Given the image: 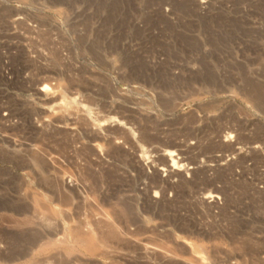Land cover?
<instances>
[{
    "label": "rangeland",
    "instance_id": "374dc122",
    "mask_svg": "<svg viewBox=\"0 0 264 264\" xmlns=\"http://www.w3.org/2000/svg\"><path fill=\"white\" fill-rule=\"evenodd\" d=\"M40 263L264 264V0H0V264Z\"/></svg>",
    "mask_w": 264,
    "mask_h": 264
},
{
    "label": "bare ground",
    "instance_id": "6f19581e",
    "mask_svg": "<svg viewBox=\"0 0 264 264\" xmlns=\"http://www.w3.org/2000/svg\"><path fill=\"white\" fill-rule=\"evenodd\" d=\"M22 16H23V15H22ZM15 20H16V19H15ZM30 20H31V19H30ZM20 22H21V21H20ZM18 23H19V22H18ZM8 24H9V23H8ZM40 24H41V23H40ZM19 25H20V24H19ZM43 25H44V24H43ZM21 26H22V25H21ZM33 29H34V28H33ZM46 31H47V30H46ZM34 32H35V31H34ZM36 32H38V31L36 30ZM33 35L35 36V33H34ZM37 40H38V39H37ZM35 48H36V47H35ZM39 48H40V47H39ZM32 49H33V48H32ZM30 50H31V49H30ZM35 50H36V49H35ZM37 50H38V49H37ZM40 50H41V49H40ZM40 50H39V51H40ZM40 54H41V53H40ZM43 54H44V53H43ZM43 54H42V55H43ZM37 55H39V53H38ZM42 55H41V57H42ZM27 56H28V55H27ZM27 56H26V57H27ZM35 56H36V55H35ZM44 56H45V55H44ZM41 57H39V58H41ZM28 58H29V57H28ZM42 58H44V57H42ZM42 58H41V59H42ZM30 62H31V61H30ZM48 63H49V62H48ZM44 69H45V68H44ZM45 87H47V86H45ZM52 88H53V87H52ZM71 93H72V92H71ZM55 96H56V95H55ZM120 96H121V95H120ZM49 99H50V98H49ZM46 101H47V100H46ZM77 111H78V110H77ZM69 113H70V112H69ZM61 114H62V113H61ZM61 114H60V115H61ZM70 114H72V113H70ZM77 114H79V113H77ZM56 115H57V114H56ZM63 115H64V114H63ZM74 115H75V114H74ZM83 115H84V113H83ZM69 116H70V115H69ZM78 116L80 117L81 115H78ZM58 117H59V118H60V117L62 118V115H61V116H58ZM58 117H57V118H58ZM72 117H73V116H72ZM72 117H71V118H72ZM81 117H82V116H81ZM83 117H85V116H83ZM71 118H69V119H71ZM85 118H86V117H85ZM1 119H2V118H1ZM52 119H53V118H52ZM54 119H55V118H54ZM72 119H73V118H72ZM72 119H71V120H72ZM78 119H79V118H78ZM63 120H64V119H63ZM63 120H61V121H63ZM81 120H82V119H81ZM86 120H88V119H86ZM121 120H122V119H121ZM113 121H114V120H113ZM113 121H112V122H113ZM70 122H71V121H70ZM110 122H111V121H110ZM112 122H111V123H112ZM123 122H124V121H123ZM40 123H41V121H40ZM40 123H38V124H40ZM60 123H61V122H60ZM76 123H77V122H76ZM90 123H91V122H90ZM114 123H115V124H118V122H116V121H114ZM34 124H35V123H34ZM34 124H33V125H34ZM43 124H44V123H43ZM31 125H32V124H31ZM45 125H46V124H45ZM73 125H74V124H73ZM77 125H78V124H77ZM82 125H83V123H82ZM112 125H113V124H112ZM126 125H127V124H126ZM38 126H39V125H38ZM40 126H41V124H40ZM52 126H53V125H52ZM75 126H76V125H75ZM101 126H102V125H101ZM34 127H35V125H34ZM36 127H37V126H36ZM41 127H42V126H41ZM77 127H78V126H77ZM77 127H76V128H77ZM80 127H81V126H80ZM85 127H86V126H85ZM119 127L122 128L120 125H119ZM43 128H45V127L43 126ZM43 128H42V129H43ZM94 128H95V127H94ZM104 128H105V127H104ZM104 128H103V129H104ZM120 128H119V130H120ZM134 128H135V127H134ZM39 129H41V128H39ZM42 129H41V130H42ZM46 129H47V128H45V130H46ZM62 129H63V128H62ZM78 129H79V127H78ZM85 129H86V130H85ZM85 129L83 130L84 132H83L82 130H79V131H80V132L82 131L83 133H85V131H87V128H85ZM110 129H111V128H110ZM113 129H114V128H113ZM115 129H116V128H115ZM92 130H93V129H91L90 132H93ZM121 130H122V129H121ZM229 130H231V129L229 128ZM94 131H95V130H94ZM107 131H109V130H108V127H107ZM110 131H111V130H110ZM95 132H96V131H95ZM97 132H98V131H97ZM99 132H100V131H99ZM123 132H126V131H123ZM231 132L234 133V130L231 131ZM71 133H72V132H71ZM85 134L87 135V133H85ZM85 134H84V135H85ZM230 134H231V133H230ZM82 135H83V134H82ZM86 135H85V136H86ZM76 136L78 137V134H77ZM73 137L75 138V136H73ZM97 137H98V135H97ZM97 137H96V138H97ZM71 138H72V137H71ZM84 138H85V137H84ZM87 138H88V137H87ZM106 138H107V137H106ZM118 138H119V137H118ZM224 138H225V137H224ZM72 139H73V138H72ZM75 139H76V138H75ZM99 139H100V137H99ZM99 139H98V140H99ZM107 139H108V138H107ZM107 139H106V140H107ZM112 139H113V138H112ZM112 139H111V140H112ZM114 139H115V138H114ZM225 139H226V138H225ZM225 139H224V140H225ZM88 140H89V138H88ZM125 140H126V139H125ZM131 140H132V139H131ZM73 141H74V143L77 142V141L75 142V140H73ZM90 141H91V140H90ZM103 141H104V140H103ZM107 142H108V141H107ZM113 142H114V141H113ZM90 143H91V142H90ZM90 143H89V145H90ZM105 143H106V142H105ZM105 143H104V144H105ZM109 143H110V141H109ZM128 143H129V142H128ZM76 144H78V143H76ZM79 144H81V143H79ZM87 144H88V143H87ZM129 144L132 145V143H129ZM112 145H113V144H112ZM131 145H130V146H131ZM91 146H92V145H91ZM106 146H107V145H106ZM115 146H116V145H115ZM119 146H120V145H119ZM132 146H133V145H132ZM132 146H131V147H132ZM92 147H93V146H92ZM109 147H111V145H109L108 148H109ZM116 147H117V146H116ZM121 147H122V146H121ZM84 148H85V147H84ZM117 148H119V147H117ZM253 148H254V150H257V149H255L256 146H253L252 149H253ZM81 149H82V148H81ZM87 149H88V148H87ZM110 149H111V148H110ZM110 149H109V150H110ZM89 150H90V148H89ZM121 150H122V148H121ZM125 150H126V148H125ZM248 150H249V149H248ZM104 151H106V150H104ZM104 151H103V152H104ZM71 152H72V151H71ZM82 152H84V151H82ZM89 152L91 153V150H90ZM92 152H94V150H93ZM112 152H113V151H112ZM114 152H116V151H114ZM114 152H113L112 154H114ZM119 152H120V151H119ZM125 152H126V151H125ZM127 153L129 154L128 151H127ZM132 153H133V152H132ZM168 153H169V152H168ZM168 153L165 154V155H166V160H168V161L170 162V164H168V166H167V169H165V168H164V169H161V168H157V167L151 165V166H152V170H151V171H152V172H155V173L158 174V175H160L162 181H164L167 185H169V180L171 179V177H172L173 175H176V174L180 173V172L183 170V167H185V166H183V165L185 164V163H184L185 160L183 161V163H184V164H183V163H181V162H182L181 158L176 157V158H178V159H176V160H175V159H172L171 154H168ZM245 153H246V152H245ZM77 154H78V153H77ZM77 154H76V155H77ZM87 154H88V152H87ZM87 154H86V155H87ZM130 154H131V153H130ZM130 154H129V155H130ZM42 155H43V154H42ZM79 155H81V154H79ZM79 155H78V156H79ZM91 155H92V153H91ZM110 155H111V154H110ZM110 155H108V156H110ZM116 155H117V154H116ZM126 155H127V154H126ZM165 155H164V157H165ZM172 155H173V154H172ZM175 155H176V154H175ZM73 156H74V154H73ZM73 156H72V157H73ZM94 156H95V152H94ZM94 156H93V157H94ZM97 156H98V155H97ZM131 156H132V155H131ZM135 156H136V155H135ZM162 156H163V155H162ZM180 156H181V155H180ZM41 157H42V156H41ZM88 157H91V156H88ZM155 157H156V156H155ZM214 157H215V156H214ZM44 158H45V157H44ZM79 158H82V157H79ZM84 158H85V157H84ZM95 158H96V157H95ZM97 158L99 159V158H101V157H97ZM97 158H96V159H97ZM109 158H110V157H109ZM131 158H132V157H131ZM136 158H137V157H136ZM73 159H74V158H73ZM86 159H87V158H86ZM86 159H85V160H86ZM89 159H90V158H89ZM96 159H94V160H96ZM98 159H97V161L100 160V159H99V160H98ZM153 159H157V157H156V158H153ZM212 159H213V158H212ZM82 160H83V159H82ZM82 160H81V161H82ZM131 160H132V159H131ZM166 160H165V161H166ZM213 160H214L215 162H218V161H221L222 158L219 156V157H217L216 159H213ZM39 161H40V160H39ZM44 161H45V160H44ZM73 161H75V160H73ZM88 161H89V160H88ZM104 161H105V160H104ZM152 161H155V160H152ZM46 162H48V161H46ZM75 162H76V161H75ZM130 162H131V161H130ZM40 163H41V162H40ZM81 163H82V162H81ZM90 163L92 164V162H90ZM148 163H149V162H148ZM155 163H156V162H155ZM163 163H164V162H163ZM226 163H227V162H226ZM46 164H47V163H46ZM52 164H53V163H52ZM52 164H51V165H52ZM75 164H76V163H75ZM87 164H88V163H86V165H87ZM101 164H102V163H101ZM104 164H105V163H104ZM159 164H160V163H159ZM165 164H166V163H164V165H165ZM189 164H190V163H189ZM48 165H49V164H48ZM78 165H79V163H78ZM84 165H85V164H84ZM92 165H93V164H92ZM136 165L140 168V170L144 171V162H143V159H142V158H139V159L136 160ZM185 165H186V164H185ZM93 166H94V165H93ZM93 166H90V165H89V167H93ZM132 166H133V165H132ZM132 166H131V167H132ZM148 166H150V164H149ZM165 166H166V165H165ZM165 166L162 165V167H165ZM46 167H47V165H46ZM85 167H86V166H85ZM131 167H130V168H131ZM188 167H189V166H188ZM188 167H186V168H188ZM200 167H201V166H200ZM80 168H82V167H80ZM94 168H95V167H94ZM133 168H134V167H133ZM197 168H198V167H197ZM211 168H212V165H207V169H211ZM218 168H219V167H218ZM88 169H89V168H88ZM120 169H121V168H120ZM120 169H119V170H120ZM150 169H151V167H150ZM189 169H190V170H193V167H190ZM212 169H213V168H212ZM79 170H81V169H79ZM89 170H91V169H89ZM99 170H100V169H99ZM115 170H116V169H115ZM115 170H114V171H115ZM132 170H133V169H132ZM134 170H135V169H134ZM195 170H196V169H195ZM201 170H202V169H201ZM102 171H103V170H102ZM142 171H140V172H142ZM161 171L166 172V173H165V174H162L163 172L161 173ZM217 171H218V170H217ZM91 172H92V170L89 171V173H91ZM89 173H88V174H89ZM101 173H102V172H101ZM202 173H203V172H202ZM204 173H205V172H204ZM216 173H217V172H216ZM82 174H83V172H82ZM139 174H141V173H139ZM161 174H162V175H161ZM183 174L185 175V173H183ZM194 174L196 175L197 173H194ZM92 175H93V174H92ZM92 175H91V176H92ZM98 175H99V174H98ZM152 175H153V174H152ZM154 175H155V174H154ZM180 175H182V174H180ZM180 175H178V176H180ZM55 176H56V175H55ZM57 176H58V175H57ZM57 176H56V177H57ZM94 176H95V172H94ZM118 176H119V175H118ZM138 176H139V175H138ZM156 176H157V175H156ZM156 176H155V177H156ZM176 176H177V175H176ZM190 176H191V174H190ZM204 176H205V175H204ZM183 177H185V176H183ZM193 177H194V176H193ZM24 178H25V177H24ZM115 178H116V177H115ZM139 178H140V176H139ZM169 178H170V179H169ZM181 178H182V177H181ZM185 178H186V177H185ZM59 179H60L59 182L61 183L62 186H65V189H66V187H67L68 190H70V189L73 187V182H72L71 178H69L68 176H67V177L64 176V177H61V178H59ZM83 179H84V178H83ZM85 179H87V177H86ZM151 179H152V178H151ZM159 179H160V178H159ZM187 179H188V177H187ZM189 179H191V177H189ZM52 180H53V179H52ZM80 180H81V179H80ZM104 180H105V179H104ZM111 180H112V179H111ZM146 180H147V179H146ZM86 181H87V180H86ZM105 181H106V180H105ZM157 181H158V180H157ZM178 181H179V180H178ZM87 182H88V181H87ZM112 182H113V181H112ZM153 182H154V181H153ZM171 182H172V181H170V183H171ZM144 183H145V182H144ZM160 183H161V182H160ZM173 183H174V182H173ZM24 184H25V183H24ZM54 184H55V183H54ZM82 184H83V183H82ZM87 184H88V183H87ZM89 184H90V183H89ZM148 184H149V183H148ZM100 185H101V183H100ZM144 185L146 186L147 184H144ZM56 186H58V184H57ZM78 186H80V185H78ZM104 186H105V185H104ZM145 186H144V187H145ZM151 186H152V185H151ZM50 187H51V186H50ZM89 187H90V186H89ZM91 187H93V186H91ZM100 187H103V186L101 185ZM106 187H107V186H106ZM109 187H110V186H109ZM146 187H147V186H146ZM148 187H149V186H148ZM165 187H167V186H165ZM165 187H164V188H165ZM80 188H82V187H80ZM132 188H133V187H132ZM169 188H170V187H169ZM171 188H173V187H171ZM174 188H175V186H174ZM82 189H83V188H82ZM87 189H88V188H87ZM96 189H97V188H96ZM127 189H128V188H127ZM143 189H146V188H143ZM160 189H161V188H160ZM162 189H163V188H162ZM217 189H218V188H217ZM217 189H216V190H217ZM71 190H72V189H71ZM125 190H126V189H125ZM140 190H141V189H140ZM170 190H171V189H170ZM76 191H77V190H76ZM58 192H59V191H58ZM58 192H57V193H58ZM88 192H89V190H88ZM88 192H87V193H88ZM93 192H94V191H93ZM106 192H107V191L103 192V191H102V188H101V190L99 189V190L97 191V193H98V194H97L98 198H99L100 200L107 201L106 197L108 196V194H107V196H105V195H106ZM108 192H109V191H108ZM176 192H177V191H176ZM218 192L221 193V191H218ZM49 193H50V192H49ZM57 193H56V194H57ZM74 193H75V192H74ZM74 193H73V195H74ZM80 193H81V192H80ZM80 193H79V194H80ZM91 193H92V192H91ZM111 193H112V192H111ZM220 193H219V194H220ZM88 194H89V193H88ZM94 194H95V193H94ZM51 195H52V194H51ZM95 195H96V194H95ZM120 195H121V194H120ZM120 195H119V196H120ZM150 195H151V194H150ZM150 195H148V197H149ZM163 195L165 196V194H163ZM52 196H53V195H52ZM61 196H62V193H61ZM64 196H65V194H64ZM75 196H76V195H75ZM110 196H112V194H110ZM113 196H114V195H113ZM119 196H118V197H119ZM171 196H172V195H171ZM220 196H223V197H224V195H223L222 193H221ZM58 197H59V196H58ZM76 197H77V196H76ZM76 197H75V198H76ZM78 197H79V196H78ZM90 197H91V196H90ZM108 197H109V196H108ZM108 197H107V198H108ZM150 197H151V196H150ZM156 197H157L156 195L153 196V198H155V199H156ZM159 197H160V194H159ZM165 197L167 198V195H166ZM165 197H164V199H165ZM223 197H222V198H223ZM60 198H61V197H60ZM66 198H68V194L66 195ZM85 198L87 199V197H85ZM115 198H116V197H115ZM127 198H128V196H127ZM161 198H163L162 195H161ZM198 198H199V197H198ZM62 199H63V198H62ZM88 199H89V197H88ZM88 199H87V202H88ZM92 199H93V198H92ZM116 199H117V198H116ZM116 199H115V200H116ZM202 199H203V201H204L205 203H207V205L213 206V207H215V208H217L216 206H218V204H219V202H220L219 200H221L220 197H219V195L216 194V193L203 195V196H202ZM60 200H61V199H60ZM94 200H95V199H94ZM111 200H112V198H111ZM142 200H143V199H142ZM147 200H148V199H146V201H147ZM65 201H69V200H65ZM75 201H77V200L75 199ZM78 201H79V199H78ZM78 201H77V203H76L77 205L79 204ZM80 201H81V199H80ZM104 201H103V202H104ZM113 201H114V200H113ZM149 201H150V200H149ZM153 201H154V200H153ZM153 201H152V202H153ZM165 201H166V199H165ZM165 201H164V203H165ZM168 201H169V199H168ZM170 201H171V200H170ZM170 201H169V202H170ZM203 201H202V202H203ZM34 202H35V201H34ZM85 202H86V200H85ZM123 202H124V201H122V202H120V203L123 204ZM160 202H161V204H162L163 201H160ZM67 203H68V202H67ZM67 203H66V204H67ZM82 203H83V202H82ZM109 203H110V202H109ZM125 203H126V202H125ZM149 203H150V202H149ZM200 203H201V202H200ZM205 203H204V204H205ZM31 204H32V203H31ZM62 204H63V202H62ZM64 204H65V203H64ZM66 204H65V205H66ZM91 204H93V203H91ZM96 204H99V203H97V201H96ZM127 204H128V203H127ZM140 204H141V203H140ZM150 204H151V203H150ZM150 204H149V205H150ZM24 205H26V204H24ZM84 205H85V203H84ZM93 205H94V204H93ZM103 205H104V204H103ZM116 205H117V204H116ZM124 205H126V204H124ZM153 205H154V204H153ZM220 205H221V204H220ZM26 206H27V205H26ZM31 206H32V205H31ZM31 206H30V207H31ZM36 206H37V205H36ZM36 206H35V207H36ZM39 206H40V205H39ZM60 206H61V205H60ZM78 206H79V205H78ZM86 206H87V204H86ZM96 206H97V205H96ZM110 206H111V205H110ZM114 206H115V205H114ZM151 206H152V204H151ZM157 206H159V205H157ZM160 206H161V205H160ZM62 207H63V206H62ZM73 207H74V206H73ZM80 207H82L81 204H80ZM88 207H89V206H88ZM115 207L118 208L119 206H115ZM129 207H130V206H129ZM208 207H209V206H208ZM22 208H23V207H22ZM32 208H34V207H32ZM36 208H37V207H36ZM46 208H47V207H46ZM48 208H49V207H48ZM102 208H103V207H102ZM104 208H105V207H104ZM110 208H111V207H110ZM122 208H123V207H122ZM125 208H126V207H125ZM211 208H212V207H211ZM66 209H67V208H66ZM86 209H87V208H86ZM107 209H109V208L107 207ZM113 209H114V208H113ZM16 210H17V209H16ZM45 210H46V209H45ZM110 210H111V209H110ZM119 210H120V209H119ZM124 210H125V209H124ZM20 211H21V210H20ZM97 211H98V210H97ZM102 211H103V210H102ZM112 211H113V210H112ZM120 211H121V210H120ZM120 211H119V212H120ZM39 212H40V211H39ZM100 212H101V211H100ZM115 212L117 213L118 211H115ZM29 213H31V212H29ZM97 213H98V212H97ZM104 213H106V212H104ZM121 213H122V212H121ZM38 214H39V213H38ZM129 214H130V216H131V212H130ZM32 215H33V214H32ZM45 215H46V214H45ZM66 215H67V214H66ZM82 215H83V214H82ZM135 215H136V214H135ZM36 216H37V215H36ZM67 216H68V215H67ZM106 216H107V214H106ZM106 216H105V214H100V213H99V214H96V215L94 216L93 219L95 220V223H96V224H100L101 222L103 223V221H104V222H107V217H106ZM116 216H117V215H116ZM123 216H124V214H123ZM108 217H109V216H108ZM112 217H113V216H112ZM128 217H129V216H128ZM36 218H38V217H36ZM39 218H40V217H39ZM41 218H45V217H41ZM41 218H40V219H41ZM89 218H90V217H89ZM119 218H120V217H119ZM67 219H68V218H67ZM109 219H110V218H109ZM127 219H128V218H127ZM127 219L125 218L126 221L130 220L131 218H129L128 220H127ZM134 219H135V218H134ZM134 219H133V220L131 219V220L133 221V223H134ZM37 220H38V219H37ZM87 220H88V219H87ZM131 220H130V221H131ZM136 220H137V219H136ZM82 221H83V220H82ZM111 221H113V220H111ZM114 221H115V220H114ZM132 221H131V222H132ZM44 222H45V221H44ZM90 222H91V221H90ZM115 222H116V221H115ZM128 222H129V221H128ZM131 222H130V223H131ZM37 223H38V221H37ZM102 223H101V224H102ZM130 223H129V224H130ZM133 223H132V224H133ZM142 223H143V222H142ZM42 224H43V223H42ZM44 224H45V223H44ZM44 224H43V225H44ZM91 224H92V223H91ZM96 224H94V225H96ZM113 224H114V222H113ZM132 224H131V225H132ZM47 225H48V224H47ZM82 225H84V224H82ZM103 225H104V223H103ZM103 225H102V226H103ZM106 225H107V224H106ZM136 225H137V224H136ZM138 225H139V224H138ZM148 225H149V224H148ZM45 226H46V224H45ZM92 226H93V224H92ZM117 226H118V225H117ZM74 227H75V226H74ZM81 227H82V226H81ZM94 227H95V226H94ZM97 227H98V226H97ZM97 227H95V229H96ZM132 227L134 228V226H132ZM50 228H51V227H50ZM55 228H56V227H55ZM106 228H108V227H106ZM109 228H110V227H109ZM119 228H120V227H119ZM150 228H151V227H150ZM56 229H57V228H56ZM72 229H73V228H72ZM75 229H76V228H75ZM114 229H115V228H114ZM125 229H126V228H125ZM128 229H129V228H128ZM48 230H49V229H48ZM106 230H107V229H106ZM108 230H109V229H108ZM129 230H130V229H129ZM131 230H133V229H131ZM135 230H136V229H135ZM137 230H138V229H137ZM43 231H45V230H43ZM43 231H42V232H43ZM58 231H59V229H58ZM85 231H86V230H85ZM119 231H121V229H120ZM123 231H124V230H123ZM68 232H70V231H68ZM72 232H73V231H71V233H72ZM74 232H75V231H74ZM74 232H73V234H74ZM77 232H80V231H78V229H77ZM83 232H84V231H83ZM100 232H101V231H100ZM100 232H99V233H100ZM84 233H85V232H84ZM97 233H98V232H97ZM107 233H108V232H107ZM107 233H106V234H107ZM118 233H119V232H118ZM47 234H48V232H47ZM85 234H86V233H85ZM51 235H52V234H51ZM69 235H70V233H69ZM71 235H72V234H71ZM122 235H123V233H122ZM129 235H131V234H129ZM43 236H44V235H43ZM84 236H85V235H84ZM99 236H100V235H99ZM107 236H108V235H107ZM111 236H112V235H111ZM71 237H73V235H72ZM100 237H101V236H100ZM112 237H113V236H112ZM132 237H133V236H132ZM74 238H76V237L74 236ZM82 238H83V237H82ZM110 238H111V237H110ZM41 239H42V238H41ZM69 239H70V238H69ZM84 239H86V238L84 237ZM114 239H115V238H114ZM114 239H113V240H114ZM77 240H78V238H77ZM79 240H80V239H79ZM98 240L101 241L100 238H99ZM105 240H106V239H105ZM107 240H108V239H107ZM122 240H123V239H122ZM85 241H86V240H85ZM88 241H89V240H88ZM102 241H103V240H102ZM108 241H109V240H108ZM79 242H81V240H80ZM104 242H106V241H104ZM132 242H133V241H132ZM135 242H136V241H135ZM85 243H87V241H86ZM85 243H84V244H85ZM104 244H105V243H104ZM147 246H148V245H147ZM147 246L144 247V250H145L146 252H150V253L152 252V253H153L152 250H154V249H152L151 251H149V250L147 249V248H148ZM88 247H89V246H88ZM90 247H91V245H90ZM146 247H147V248H146ZM89 249H91V248H89ZM154 252H155V250H154ZM150 253H149V255H150ZM158 255H159V254H158ZM142 256H143V255H142ZM151 256H152V255H151ZM143 257H144V256H143ZM42 258H43V257H42ZM64 258H65V257H64ZM159 258H160V257H159ZM50 259H51V258H50ZM65 259H66V258H65ZM154 259H155V258H154ZM39 261H40V260H39ZM45 261H47V260H45ZM49 261H50V260H49ZM43 262H44V261H43ZM47 262H48V261H47ZM44 263H45V262H44ZM44 263H40V264H44ZM49 264H50V263H49ZM190 264H191V263H190Z\"/></svg>",
    "mask_w": 264,
    "mask_h": 264
}]
</instances>
